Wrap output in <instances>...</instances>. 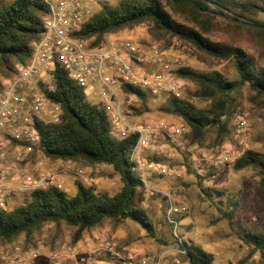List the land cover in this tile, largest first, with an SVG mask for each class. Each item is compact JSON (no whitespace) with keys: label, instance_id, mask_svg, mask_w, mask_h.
Instances as JSON below:
<instances>
[{"label":"rangeland","instance_id":"rangeland-1","mask_svg":"<svg viewBox=\"0 0 264 264\" xmlns=\"http://www.w3.org/2000/svg\"><path fill=\"white\" fill-rule=\"evenodd\" d=\"M11 1L0 0V6ZM118 1L103 0L93 7V11L99 10L104 3L113 5ZM161 1L174 18L183 23L193 24L194 17H207L205 14L193 15L168 0ZM236 2L230 10L206 2L209 19L201 29L208 28L210 24L209 31H206L209 39L243 48L258 66L264 68V34L233 24L234 19L245 18L257 24L264 23V9L255 7L264 8V0ZM247 8L248 11H243ZM106 38L133 39L146 49L156 45L169 57L173 68L187 66L201 72L218 71L227 79L237 78L232 60L209 57L176 37L154 35L148 22L123 28L106 35ZM184 81L183 96L187 95L198 107H207L209 100L194 95L196 84ZM95 89L96 86L86 87L90 102L99 98ZM231 96L235 98L237 107L229 120L228 132L221 141L216 129L210 128L202 146L191 144L188 129L181 147L166 146L167 155L156 157L173 169L170 176L138 171L148 187L142 185L137 188L134 203L147 211L156 237H151L138 222L129 219L122 222L105 220L83 231L78 240L74 238L75 227L64 222H47L31 234L23 233L12 240H0V264H15L17 260L23 264H124L128 256L150 259L163 249H176L177 237L164 216L166 197L158 191L166 192L175 202L186 206V213L179 219L177 233L183 240H193L210 252L213 255L212 264H234L243 258L249 250L243 241L245 232L264 231V181L256 169L247 167L237 170L233 165L249 148L264 155V107L254 99L253 91L246 84ZM148 98L149 109L142 114L135 113L136 121L164 119L184 126L179 118L167 116L159 109L166 96ZM136 107H142L141 103ZM223 148L231 150L233 161L212 165L211 162ZM25 176L38 180L46 187L55 185L68 195L76 192L78 182L111 195L122 185L120 174L108 164L88 165L51 159L39 149L13 170L12 184L19 185ZM149 188L154 191L153 194ZM30 191L17 190L7 195L4 208L10 210L24 203ZM227 196L235 201L233 207L228 203ZM222 211H225L226 217ZM258 256L256 254L253 259ZM181 259L184 260V256Z\"/></svg>","mask_w":264,"mask_h":264},{"label":"trees","instance_id":"trees-1","mask_svg":"<svg viewBox=\"0 0 264 264\" xmlns=\"http://www.w3.org/2000/svg\"><path fill=\"white\" fill-rule=\"evenodd\" d=\"M168 1L191 11L193 15L205 14L207 17H194L193 24H187L176 20L161 0H119L113 5L102 4L84 22L80 35L95 36L96 41H100L106 35L123 28L148 22L154 35L176 37L192 44L209 57L232 60L237 74L235 79H227L218 71L201 72L187 66L174 70V74L181 79L196 84L194 95L209 100L207 107L196 106L191 98L183 94L180 97L167 96L159 106L163 114L179 118L189 129L191 144L202 146L210 128L216 129L221 141L228 132L229 120L237 107L231 94L239 91L242 85H248L254 99L264 107V68L258 66L243 48L209 39L206 31H209L210 24L208 28L201 29L209 19L206 2L230 10L233 4L238 3L236 0ZM255 7L258 10L264 9L261 6ZM47 12L44 0H12L0 6V89L4 80L13 75L16 65L30 56L31 43L40 37ZM244 20L256 23L251 19ZM233 24L264 34L263 31L236 22ZM124 90L136 92L140 96L142 107L132 106L134 114H142V111L149 109V96L146 93L131 86H125ZM47 95L60 104L63 120L59 123L35 122L38 143L34 151L39 149L51 159L88 165L108 164L120 174L122 185L112 195L96 191L80 182L73 195H68L55 185L35 188L19 206L10 210L0 207V240H12L23 233L31 234L47 222H64L75 227L74 238L78 240L83 231L105 220L122 222L126 219L138 222L151 237H156L147 211L134 203L137 188L143 185L132 171L128 159L136 137H111L104 110L90 102L85 89L60 67L54 71V89L47 91ZM233 167L237 170L254 168L264 181V155L254 149L245 150L235 160ZM199 178L202 179L201 176ZM218 193L223 194L221 191ZM227 201L232 207L235 205L231 196H227ZM222 212L226 217L225 211ZM227 217L231 218L230 214ZM243 241L249 250L234 264H264V231L247 230ZM177 244L185 248L190 264H212L213 255L193 240L182 239ZM256 254L259 256L253 259Z\"/></svg>","mask_w":264,"mask_h":264},{"label":"built area","instance_id":"built-area-1","mask_svg":"<svg viewBox=\"0 0 264 264\" xmlns=\"http://www.w3.org/2000/svg\"><path fill=\"white\" fill-rule=\"evenodd\" d=\"M103 0H44L48 12L43 20L40 37L31 43V54L18 63L13 75L4 80L0 89V207L5 197L17 190L45 188L38 180L24 177L19 185L11 182L13 170L28 159L38 143L36 121L59 123L63 120L60 104L47 95L54 89V71L64 69L68 76L85 90L96 86L98 100L92 102L104 110L109 121L110 136L122 139L136 137L129 153L132 171L147 186L139 170L170 176L171 167L156 159L167 155L166 146L184 144L186 126L169 123L164 119L148 122L136 121L132 106L141 103L136 92L124 90L125 86L138 88L148 96L180 97L185 81L174 74L169 57L156 46L147 49L133 39L117 40L95 36H81L84 22L95 12L93 7ZM244 124V121H241ZM233 161L229 148L218 153L212 165ZM148 187V186H147ZM150 189V188H149ZM151 194L154 193L150 189ZM166 197L165 217L177 241L180 217L186 206ZM111 249V248H110ZM184 256V260L181 259ZM15 264H23L17 260ZM124 264H190L184 247L163 249L157 255L128 256ZM252 264V263H247Z\"/></svg>","mask_w":264,"mask_h":264},{"label":"water","instance_id":"water-1","mask_svg":"<svg viewBox=\"0 0 264 264\" xmlns=\"http://www.w3.org/2000/svg\"><path fill=\"white\" fill-rule=\"evenodd\" d=\"M206 2V1H205ZM234 21L242 26L250 27L258 31L264 32V25L246 21L244 19H234Z\"/></svg>","mask_w":264,"mask_h":264}]
</instances>
